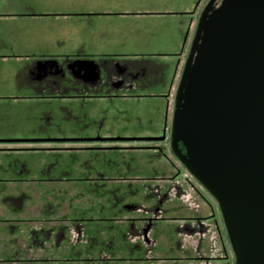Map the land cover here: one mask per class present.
Listing matches in <instances>:
<instances>
[{"label": "rangeland", "instance_id": "obj_1", "mask_svg": "<svg viewBox=\"0 0 264 264\" xmlns=\"http://www.w3.org/2000/svg\"><path fill=\"white\" fill-rule=\"evenodd\" d=\"M209 1L0 0V264H236L171 145Z\"/></svg>", "mask_w": 264, "mask_h": 264}, {"label": "water", "instance_id": "obj_2", "mask_svg": "<svg viewBox=\"0 0 264 264\" xmlns=\"http://www.w3.org/2000/svg\"><path fill=\"white\" fill-rule=\"evenodd\" d=\"M217 1L199 19L171 145L217 199L236 264H264V0Z\"/></svg>", "mask_w": 264, "mask_h": 264}]
</instances>
